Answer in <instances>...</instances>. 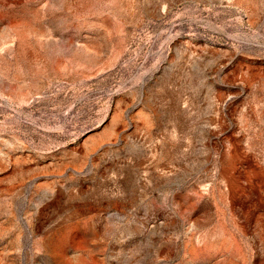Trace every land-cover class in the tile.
I'll list each match as a JSON object with an SVG mask.
<instances>
[{
  "label": "rangeland",
  "instance_id": "rangeland-1",
  "mask_svg": "<svg viewBox=\"0 0 264 264\" xmlns=\"http://www.w3.org/2000/svg\"><path fill=\"white\" fill-rule=\"evenodd\" d=\"M0 264H264V0H0Z\"/></svg>",
  "mask_w": 264,
  "mask_h": 264
}]
</instances>
